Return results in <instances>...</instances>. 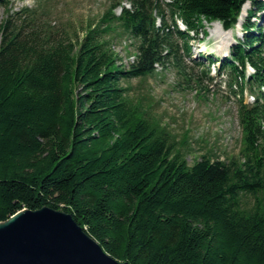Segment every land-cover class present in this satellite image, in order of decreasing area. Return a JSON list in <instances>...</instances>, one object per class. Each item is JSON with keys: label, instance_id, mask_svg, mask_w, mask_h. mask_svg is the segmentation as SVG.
<instances>
[{"label": "trees", "instance_id": "trees-1", "mask_svg": "<svg viewBox=\"0 0 264 264\" xmlns=\"http://www.w3.org/2000/svg\"><path fill=\"white\" fill-rule=\"evenodd\" d=\"M247 1L244 39L223 64L239 95L245 84L257 94L253 104L239 101L242 150L191 165L168 129L131 101L128 83L170 58L181 65L179 41L190 55L191 32L204 20L235 27ZM260 12L264 0H116L77 40L44 31L29 8L27 20L8 12L0 24V222L49 207L130 264H264V21L252 20ZM118 28L138 43L128 66L107 38ZM247 64L256 74L244 82Z\"/></svg>", "mask_w": 264, "mask_h": 264}, {"label": "rangeland", "instance_id": "rangeland-1", "mask_svg": "<svg viewBox=\"0 0 264 264\" xmlns=\"http://www.w3.org/2000/svg\"><path fill=\"white\" fill-rule=\"evenodd\" d=\"M114 2L116 0H14L9 8L0 5V24L9 14L19 12L18 18L27 20L28 13L23 10L29 8L35 11L37 25L44 31L55 37L77 40L89 27L99 23ZM248 7H252L249 2ZM121 11V7L116 9L118 15ZM246 20L247 16L239 19L236 28L225 31L221 23L204 20L205 29L199 30L201 40L193 43L191 56H182L181 65L171 58L166 65L158 66L155 74L128 83L131 101L141 104L149 116L168 129L177 142V149L191 165L204 155L227 160L239 156L242 150L238 97L229 88L230 75L221 74L219 63L212 66L199 58L198 53H212L219 58L228 56L230 47L243 37L241 23ZM202 31L208 34L204 36ZM107 38L112 40L113 49L128 66L134 60L138 43L121 28L114 29ZM249 96L247 91V102Z\"/></svg>", "mask_w": 264, "mask_h": 264}, {"label": "water", "instance_id": "water-1", "mask_svg": "<svg viewBox=\"0 0 264 264\" xmlns=\"http://www.w3.org/2000/svg\"><path fill=\"white\" fill-rule=\"evenodd\" d=\"M0 264H130L115 259L64 211L24 209L0 222Z\"/></svg>", "mask_w": 264, "mask_h": 264}, {"label": "bare ground", "instance_id": "bare-ground-1", "mask_svg": "<svg viewBox=\"0 0 264 264\" xmlns=\"http://www.w3.org/2000/svg\"><path fill=\"white\" fill-rule=\"evenodd\" d=\"M247 10H248V5L244 6L243 11H242V14H241V17H240V21L242 19H244V17L246 16ZM240 21H239V23H240Z\"/></svg>", "mask_w": 264, "mask_h": 264}]
</instances>
